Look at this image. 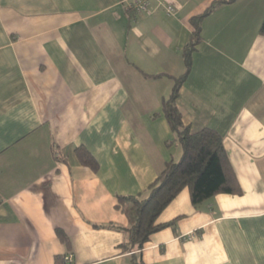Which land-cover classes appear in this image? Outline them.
Returning <instances> with one entry per match:
<instances>
[{
    "label": "crops",
    "instance_id": "1",
    "mask_svg": "<svg viewBox=\"0 0 264 264\" xmlns=\"http://www.w3.org/2000/svg\"><path fill=\"white\" fill-rule=\"evenodd\" d=\"M123 1L0 0V264H264V0L210 10L176 99L192 132L221 136L240 193L194 206L184 188L130 251L116 197L180 156L162 100L216 0Z\"/></svg>",
    "mask_w": 264,
    "mask_h": 264
},
{
    "label": "trees",
    "instance_id": "2",
    "mask_svg": "<svg viewBox=\"0 0 264 264\" xmlns=\"http://www.w3.org/2000/svg\"><path fill=\"white\" fill-rule=\"evenodd\" d=\"M233 1L216 0L204 12L190 19L191 36L183 50L186 71L173 79L170 92L163 98L161 106L168 126L175 134L174 141L180 148V156L177 160L171 159L165 163L145 194L116 197L115 207L126 216L128 221V225L123 228L127 237L123 247L128 251L141 249L154 231L168 225L156 224V218L184 188L189 190L194 206H198L217 193H240L221 136L214 129L207 127L192 132L182 122V113L176 103L179 88L188 71L190 55L201 40L202 19L214 7ZM259 32L264 35V18ZM75 153L82 164L92 170L97 169V161L85 147H76ZM56 235L66 246H69V239L62 230L56 229ZM54 264H67L65 256L56 255Z\"/></svg>",
    "mask_w": 264,
    "mask_h": 264
},
{
    "label": "built area",
    "instance_id": "3",
    "mask_svg": "<svg viewBox=\"0 0 264 264\" xmlns=\"http://www.w3.org/2000/svg\"><path fill=\"white\" fill-rule=\"evenodd\" d=\"M126 7H128L134 14H145L149 12V1L148 0H124ZM173 11L171 6L167 7V13ZM190 237L194 235V232H190ZM71 256L65 257V261H70Z\"/></svg>",
    "mask_w": 264,
    "mask_h": 264
},
{
    "label": "rangeland",
    "instance_id": "4",
    "mask_svg": "<svg viewBox=\"0 0 264 264\" xmlns=\"http://www.w3.org/2000/svg\"><path fill=\"white\" fill-rule=\"evenodd\" d=\"M179 149V148H178ZM179 157V155H176L174 158L175 159H177ZM192 232V231H191ZM186 237L188 238V239H190V234L189 233H186Z\"/></svg>",
    "mask_w": 264,
    "mask_h": 264
}]
</instances>
